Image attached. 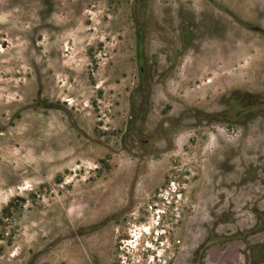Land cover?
I'll return each instance as SVG.
<instances>
[{"label": "rangeland", "instance_id": "obj_1", "mask_svg": "<svg viewBox=\"0 0 264 264\" xmlns=\"http://www.w3.org/2000/svg\"><path fill=\"white\" fill-rule=\"evenodd\" d=\"M171 178V264H264V0H0V264H115Z\"/></svg>", "mask_w": 264, "mask_h": 264}, {"label": "built area", "instance_id": "obj_2", "mask_svg": "<svg viewBox=\"0 0 264 264\" xmlns=\"http://www.w3.org/2000/svg\"><path fill=\"white\" fill-rule=\"evenodd\" d=\"M187 209L183 187L175 178L168 179L127 221L115 264H171L181 246L178 231Z\"/></svg>", "mask_w": 264, "mask_h": 264}, {"label": "trees", "instance_id": "obj_3", "mask_svg": "<svg viewBox=\"0 0 264 264\" xmlns=\"http://www.w3.org/2000/svg\"><path fill=\"white\" fill-rule=\"evenodd\" d=\"M211 243H212V242H210L209 240H206V241H205V242L199 247V249L209 248V247L211 246ZM261 246H263V245L252 247V251H253V250L255 251L256 249L260 248ZM199 249H198V251H199ZM198 251L196 252L195 259H198Z\"/></svg>", "mask_w": 264, "mask_h": 264}, {"label": "crops", "instance_id": "obj_4", "mask_svg": "<svg viewBox=\"0 0 264 264\" xmlns=\"http://www.w3.org/2000/svg\"><path fill=\"white\" fill-rule=\"evenodd\" d=\"M179 253V252H178Z\"/></svg>", "mask_w": 264, "mask_h": 264}]
</instances>
